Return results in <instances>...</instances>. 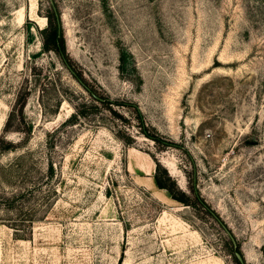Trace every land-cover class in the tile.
Returning a JSON list of instances; mask_svg holds the SVG:
<instances>
[{
  "label": "rangeland",
  "instance_id": "rangeland-1",
  "mask_svg": "<svg viewBox=\"0 0 264 264\" xmlns=\"http://www.w3.org/2000/svg\"><path fill=\"white\" fill-rule=\"evenodd\" d=\"M54 9L74 71L175 146L141 134L132 106L115 108L135 141L118 136L43 48ZM3 134L0 190L32 187L35 216L20 235L0 223V264H236L231 235L264 264V0H0ZM157 164L187 194L196 179L217 217L158 194Z\"/></svg>",
  "mask_w": 264,
  "mask_h": 264
},
{
  "label": "trees",
  "instance_id": "trees-1",
  "mask_svg": "<svg viewBox=\"0 0 264 264\" xmlns=\"http://www.w3.org/2000/svg\"><path fill=\"white\" fill-rule=\"evenodd\" d=\"M54 17L52 20V28L50 29V32L48 36H45L44 38V44L43 48L46 50L53 49L57 55L59 56L61 62L65 64L73 76L75 75L78 80L85 86V88L89 91L92 99L97 102L95 108H99V103L106 106V109H108L113 115L114 118L117 120H120L123 122V126L121 125L117 131L118 136H120L128 145H133L134 139L130 134L124 133L123 130L125 128L129 129L127 126L129 123L132 126V116L134 115L137 119V126L138 130L141 134H143L145 137L150 138L153 140L156 144L161 145L163 147L167 146H175L176 143H174L171 140H165L163 139L158 132L154 133L151 131L152 127H150L149 123L146 121V118L139 108V106L132 102H126L123 100H115L112 99L109 96H105L99 92L97 88L94 86H90L87 81L83 78L82 75L78 74L74 71V62L72 58L67 53L66 45H65V38L63 33V28L61 26V20L59 13L56 9H54ZM46 31L45 29H43ZM122 64L125 65L124 57L121 56ZM124 61V62H123ZM25 89V87H24ZM125 107V106H132L133 108V115L129 116L128 114L122 113L121 110H118L115 107ZM78 114L74 113L65 121L73 122L77 118ZM126 122V123H125ZM123 128V129H122ZM9 128L7 126L5 127V132H8ZM16 150L15 142H12L11 140L6 139V135L3 134L0 136V155L3 152H9ZM0 169L4 171L10 170L8 166H4L0 163ZM160 169H163L165 173V179L160 175L159 171ZM154 179L159 188L167 189L170 196L184 204L191 205V194L196 198L197 202L212 216H216V212L214 208H212L211 204H209L203 197H201V194L199 190L196 187V179L193 180L192 184L190 185V194H187L186 192L180 190L175 181L172 180L171 176L168 174L167 170L165 168H162L161 164H157V169L154 174ZM32 191V187H27L23 190L16 191L12 194H7L4 190H0V206H4L7 210L14 212L10 218H1L0 217V223L8 224V226L12 227L14 229V233L16 235H20V233L24 232L25 229H28L29 226L34 223V216H35V210L32 207H28V203L26 202L25 198H29V193ZM234 242V241H233ZM235 244V243H234ZM236 250L233 252V257L236 264H243L239 258L236 255V252H239L242 254L239 245L235 244ZM244 257V255L242 254ZM245 260V258H244Z\"/></svg>",
  "mask_w": 264,
  "mask_h": 264
},
{
  "label": "crops",
  "instance_id": "crops-1",
  "mask_svg": "<svg viewBox=\"0 0 264 264\" xmlns=\"http://www.w3.org/2000/svg\"><path fill=\"white\" fill-rule=\"evenodd\" d=\"M151 175H152V174H151ZM150 178H152V177H150ZM152 183L154 184V187L156 188V192H157L158 194L162 195L164 198H170V199H172V197H170V196L168 195V191H167L166 189H164V188H159V187L156 185L155 180H154V177H153V181H152Z\"/></svg>",
  "mask_w": 264,
  "mask_h": 264
},
{
  "label": "water",
  "instance_id": "water-1",
  "mask_svg": "<svg viewBox=\"0 0 264 264\" xmlns=\"http://www.w3.org/2000/svg\"><path fill=\"white\" fill-rule=\"evenodd\" d=\"M231 237H232V240L234 241V243L236 244V240H235V238H234L232 235H231ZM236 255H237V257L239 258V260H240L243 264H246V262H245V260H244V257L242 256L241 253L236 252Z\"/></svg>",
  "mask_w": 264,
  "mask_h": 264
}]
</instances>
